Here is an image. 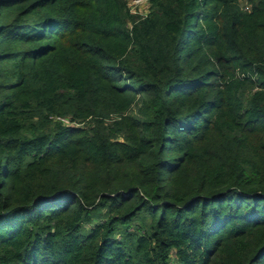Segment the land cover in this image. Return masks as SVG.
I'll return each instance as SVG.
<instances>
[{
  "label": "trees",
  "instance_id": "trees-1",
  "mask_svg": "<svg viewBox=\"0 0 264 264\" xmlns=\"http://www.w3.org/2000/svg\"><path fill=\"white\" fill-rule=\"evenodd\" d=\"M128 2L0 0V264H264V0Z\"/></svg>",
  "mask_w": 264,
  "mask_h": 264
},
{
  "label": "built area",
  "instance_id": "built-area-1",
  "mask_svg": "<svg viewBox=\"0 0 264 264\" xmlns=\"http://www.w3.org/2000/svg\"><path fill=\"white\" fill-rule=\"evenodd\" d=\"M149 0H132V6L130 7L131 12L133 13H139L142 14L141 12H138L136 9L141 7L143 4H148ZM65 122H68L67 119H62Z\"/></svg>",
  "mask_w": 264,
  "mask_h": 264
},
{
  "label": "rangeland",
  "instance_id": "rangeland-1",
  "mask_svg": "<svg viewBox=\"0 0 264 264\" xmlns=\"http://www.w3.org/2000/svg\"><path fill=\"white\" fill-rule=\"evenodd\" d=\"M132 0H129V6L131 7L132 6V3H131ZM148 8H149V5L148 4H143L141 7L137 8L136 10L138 12H141L142 15H146L147 12H148ZM138 14V13H137ZM65 122V121H64ZM65 123H68V122H65Z\"/></svg>",
  "mask_w": 264,
  "mask_h": 264
}]
</instances>
